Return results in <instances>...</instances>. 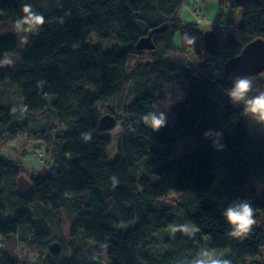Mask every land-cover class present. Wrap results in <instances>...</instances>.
<instances>
[{"label": "trees", "instance_id": "trees-1", "mask_svg": "<svg viewBox=\"0 0 264 264\" xmlns=\"http://www.w3.org/2000/svg\"><path fill=\"white\" fill-rule=\"evenodd\" d=\"M51 1L47 12L48 0H0V21L14 24L24 3L45 18L24 49L0 38V57L7 54L15 61L0 68V154L4 143L31 132L46 142L54 163L47 176L31 177L20 161L0 156V264H29L7 250L16 237L38 244L46 254L42 264H103L105 245L106 264H189L201 250L225 251L221 256L232 264H264V202L251 188L264 178V142L252 138L243 107L232 105L223 91L231 86L228 62L252 42L264 41V0H220L222 6L241 9L242 21L236 27L228 24L234 34L217 26L211 30L219 40L215 50L207 48L198 23L180 18L185 0ZM164 25L167 31L153 37L156 80L144 68L130 72L129 57L146 52L137 49L139 41ZM92 35L118 43L96 46ZM185 35L195 37V43L187 45ZM189 51L198 63L177 65L170 57ZM252 78L253 94L264 90V72ZM157 80L184 81L185 97L173 109L174 123L154 132L142 117L157 111ZM14 86L22 102L14 100ZM107 114L123 122V140L113 160L111 140L100 125ZM210 129L223 131V151L204 138ZM189 137L200 139V148L171 161L178 143ZM147 158L146 176L139 178L137 166ZM222 168L227 178L215 191ZM22 175L33 186L25 196L18 193ZM237 199L252 204L256 219L240 239L227 235L231 229L222 215ZM34 203L43 206L35 213ZM61 211L73 223L70 256L53 254L44 244H65ZM180 218L199 227L195 237L157 236L181 224ZM129 224L134 226L123 231ZM79 235L97 247L82 251L74 245Z\"/></svg>", "mask_w": 264, "mask_h": 264}, {"label": "rangeland", "instance_id": "rangeland-1", "mask_svg": "<svg viewBox=\"0 0 264 264\" xmlns=\"http://www.w3.org/2000/svg\"><path fill=\"white\" fill-rule=\"evenodd\" d=\"M186 4L183 11L180 14V18L187 23H198L200 30L208 32L212 30L215 25L219 24L221 21L226 22L227 25H230V21L236 27L242 21V10H234L231 4L222 6L220 0H185ZM54 6L53 1L48 0L46 4V11L49 12ZM49 8V9H48ZM199 12V15L196 14ZM233 25L228 28L229 33L234 34ZM5 37L16 41L19 45V49L26 48L27 44H21L19 36L14 31V24L7 21H0V38ZM92 42L96 46H102L103 48L110 47L112 44H117L116 39L102 40L96 35H92ZM180 36L176 38V42L180 43ZM154 51H146L141 56L131 57L128 64V70L131 72L135 69L144 68L148 74V77L155 79L154 72L152 70L153 59L152 56ZM14 60V57L11 56ZM172 60L180 65L184 62H195L198 63V58L196 54L192 51L188 53L180 54L173 53L170 55ZM156 80V79H155ZM158 91H157V103L155 108L157 111H166L168 123H174L175 117L173 115V109L185 97V85L184 81H176L174 83H161L158 81ZM87 87L95 92V88L87 84ZM17 92V93H16ZM14 100H20L22 102V95L17 86H14ZM131 103L134 99L130 100ZM243 107V105H239ZM122 115L127 117L128 115L125 112H122ZM248 127L251 131L252 138L254 140H259L264 142V130H261L259 127L251 126L250 121L247 119ZM122 121L118 122L117 127L113 130L106 131L103 136L111 140V146L109 148V157L110 159H115L118 155L120 144L123 140V127ZM57 133V132H56ZM202 141L195 137H189L180 141L177 145V149L171 158V161L179 159L183 156H188L194 153L198 148H200ZM1 158L9 161H20L25 173L29 176H47L50 173V169L53 167V158L47 152V144L42 139H37L31 132H23L18 135L16 139L10 140L7 143H4L2 146ZM48 159L46 163H42V159ZM150 158L144 159L139 163L136 169V175L139 178L146 176L145 164L149 161ZM227 178L225 169L222 168L218 174V182L215 185V191L219 189L220 185ZM252 190L257 193V200L259 202H264V178L256 179L251 184ZM43 207L39 203H34L31 207V211H35ZM182 223L187 222L186 219L180 218ZM188 220V219H187ZM61 222L63 228V235L65 244L61 245L59 240H53L51 242H45V246L48 248L58 243L60 248L59 254H64L65 256H70L73 252L72 240H71V227L73 225L71 217L65 211H61ZM189 222V221H188ZM181 223V224H182ZM180 224L175 223L173 226H178ZM134 224H129L123 227V231H127L129 228H132ZM171 227L165 229L157 236H169L171 234ZM178 234V233H176ZM205 241L209 242L210 239L205 237ZM74 245L80 248L82 251H87L89 249H95L97 245L93 244L90 241H87L83 235H79L74 240ZM7 250L14 256L16 259H20L23 262L29 264H42L44 256L46 255L38 244L22 239L21 237H16L15 240L11 241V244H7ZM102 252V263L106 264L108 259V248L101 246ZM216 255L226 254L225 251H214Z\"/></svg>", "mask_w": 264, "mask_h": 264}, {"label": "clouds", "instance_id": "clouds-1", "mask_svg": "<svg viewBox=\"0 0 264 264\" xmlns=\"http://www.w3.org/2000/svg\"><path fill=\"white\" fill-rule=\"evenodd\" d=\"M22 13L23 15L14 22V31L19 36L20 43L27 44L30 34L40 30L45 23V18L38 11L34 10L31 3H24L22 5ZM184 42L187 45H192L195 43V37L185 35ZM14 63L13 58L7 54L0 57V68L12 66ZM42 85L43 82H39L37 86L42 87ZM253 87L252 77L234 75L231 77V86L224 88L223 91L232 105H243L244 116L250 121L251 126L264 129V90L253 94ZM142 121L154 132L160 131L168 123L166 111L149 112L142 117ZM223 135V131L210 129L204 133V138L211 139L213 147L217 151H223L225 147L221 143ZM83 138L87 141L91 137L89 133H84ZM112 181L113 185L117 183L115 177L112 178ZM222 215L230 226L231 230L227 232L230 238L240 239L246 237L256 224L254 208L245 199H237L229 204L223 210ZM170 231L173 237L176 233H180L193 238L200 229L191 222H185L171 227ZM189 264H232V261L211 251L201 250L191 258Z\"/></svg>", "mask_w": 264, "mask_h": 264}, {"label": "water", "instance_id": "water-1", "mask_svg": "<svg viewBox=\"0 0 264 264\" xmlns=\"http://www.w3.org/2000/svg\"><path fill=\"white\" fill-rule=\"evenodd\" d=\"M168 25L159 27L149 33L148 36L143 37L138 45V50L154 51L156 44L154 42V34L163 33L167 31ZM206 46L209 50H215L218 48L219 40L214 31H208L204 35ZM228 77L231 79L234 75L250 76L253 77L256 74L264 72V41L256 40L245 47L243 52L231 59L226 67ZM118 121L112 114L105 115L100 122L101 128L105 131L113 130L117 127ZM32 182L22 175L18 181V193L22 196L27 195L32 190ZM53 254H59V244H53L50 248Z\"/></svg>", "mask_w": 264, "mask_h": 264}, {"label": "built area", "instance_id": "built-area-1", "mask_svg": "<svg viewBox=\"0 0 264 264\" xmlns=\"http://www.w3.org/2000/svg\"><path fill=\"white\" fill-rule=\"evenodd\" d=\"M196 14L199 15V12H196ZM215 26H217V27H219V28H221L223 30L228 28L227 23L226 22H222V21L219 24L215 25ZM45 162H46V159L45 158L42 159V163H45Z\"/></svg>", "mask_w": 264, "mask_h": 264}, {"label": "crops", "instance_id": "crops-1", "mask_svg": "<svg viewBox=\"0 0 264 264\" xmlns=\"http://www.w3.org/2000/svg\"><path fill=\"white\" fill-rule=\"evenodd\" d=\"M131 57H135V56H130V57H129V60H130ZM173 83H174V82H173ZM247 123H248V122H247Z\"/></svg>", "mask_w": 264, "mask_h": 264}]
</instances>
